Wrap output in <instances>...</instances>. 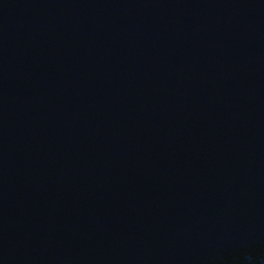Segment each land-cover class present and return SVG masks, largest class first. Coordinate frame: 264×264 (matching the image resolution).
Masks as SVG:
<instances>
[{
  "label": "water",
  "instance_id": "1",
  "mask_svg": "<svg viewBox=\"0 0 264 264\" xmlns=\"http://www.w3.org/2000/svg\"><path fill=\"white\" fill-rule=\"evenodd\" d=\"M0 264H264V0H0Z\"/></svg>",
  "mask_w": 264,
  "mask_h": 264
}]
</instances>
